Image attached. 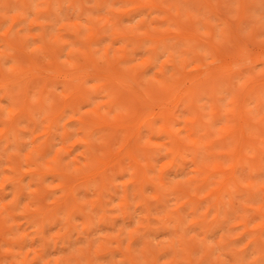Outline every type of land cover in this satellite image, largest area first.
<instances>
[{"label":"rangeland","instance_id":"obj_1","mask_svg":"<svg viewBox=\"0 0 264 264\" xmlns=\"http://www.w3.org/2000/svg\"><path fill=\"white\" fill-rule=\"evenodd\" d=\"M25 1L0 0V80H31L0 87V264H264V0Z\"/></svg>","mask_w":264,"mask_h":264},{"label":"bare ground","instance_id":"obj_2","mask_svg":"<svg viewBox=\"0 0 264 264\" xmlns=\"http://www.w3.org/2000/svg\"><path fill=\"white\" fill-rule=\"evenodd\" d=\"M24 2L22 3L23 5H26L28 3V1L23 0ZM206 1V0H205ZM27 2V3H26ZM150 35V38H152V35ZM149 37V36H148ZM187 36H185L186 38ZM154 38V37H153ZM164 38V37H163ZM188 38V37H187ZM158 38H154L153 41H158ZM57 40H53L52 43L56 42ZM7 43L8 40H7ZM46 49L49 50L50 52H55V48L51 45H46ZM16 67V66H15ZM14 68V67H13ZM20 68V67H18ZM16 68L15 70H13V75L10 74V76L8 78H3L2 80H0V87L2 89V96L3 97H7L9 99H16V98H23L26 97L27 95V91L28 89L31 87V80L30 78H26L25 72L22 71L20 68L18 69ZM123 74H118V76H111V75H107L105 76V82L102 84V86H98L95 88V92L98 90H105V96L109 97V101L106 102L109 106H114L116 104L119 103V101H121L122 99H128L129 101H131V86H129L127 84V82L125 83V81L120 80V76H122ZM167 78V76H166ZM210 79V76H205V77H201L198 78V85L200 87V85L204 84L207 80ZM67 82H69L67 80ZM74 92H76V96L74 97L75 100L77 99H83L86 101L89 99V95L90 92H88V89H83L81 86H76L74 88ZM196 88H189L185 91V94H187V96L189 97L185 103V107L188 108V106H195L194 104V99L196 98ZM259 91H257L255 94L257 95L256 97L259 98ZM28 97H26V100ZM41 98V95L40 97ZM41 100V99H39ZM28 102V101H27ZM28 106V105H26ZM24 111V110H23ZM98 106H95L92 111L90 113L92 114H98ZM163 117L165 118L166 122L169 119H175L176 118V113L175 111H171L170 109H165L163 110ZM241 117L240 121L244 122V116L241 114L239 116V118ZM165 122V123H166ZM169 127V125H165L164 129H167ZM225 131H223L226 135H236V139L239 140L240 142L243 141V139L245 138V133H244V128L242 124H239V126L236 129H229L228 126H225V128L223 129ZM176 141H179L177 134L173 135ZM227 137V136H226ZM181 143V141L179 142Z\"/></svg>","mask_w":264,"mask_h":264}]
</instances>
